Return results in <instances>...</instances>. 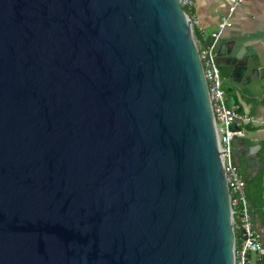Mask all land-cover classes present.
I'll use <instances>...</instances> for the list:
<instances>
[{
	"label": "water",
	"instance_id": "1",
	"mask_svg": "<svg viewBox=\"0 0 264 264\" xmlns=\"http://www.w3.org/2000/svg\"><path fill=\"white\" fill-rule=\"evenodd\" d=\"M215 50L261 83L249 46ZM234 240L179 0H0V264H234Z\"/></svg>",
	"mask_w": 264,
	"mask_h": 264
},
{
	"label": "crops",
	"instance_id": "2",
	"mask_svg": "<svg viewBox=\"0 0 264 264\" xmlns=\"http://www.w3.org/2000/svg\"><path fill=\"white\" fill-rule=\"evenodd\" d=\"M189 10L190 16L200 21L197 29L199 37H196L200 45L210 41L214 34H219V38L249 46L258 63L261 83L251 84V89L244 86L243 90L233 75L223 77L222 84L227 104L257 119L256 123L240 125L244 134L235 138L233 144L236 165L241 174L249 179L248 197L252 203L253 200L262 202L256 215L257 227H261L264 224V219H261L264 181L251 172L260 168L264 177V0H242L231 15L228 0H194ZM224 19H228L231 25L221 28Z\"/></svg>",
	"mask_w": 264,
	"mask_h": 264
},
{
	"label": "built area",
	"instance_id": "3",
	"mask_svg": "<svg viewBox=\"0 0 264 264\" xmlns=\"http://www.w3.org/2000/svg\"><path fill=\"white\" fill-rule=\"evenodd\" d=\"M228 1L229 14L231 15L242 0ZM179 2L184 8H189L194 4V0H179ZM230 25V21L224 19L221 28ZM199 26V19L191 17V27L194 35ZM218 39L219 34H214V37L204 45H200L197 39L196 41L207 81L228 186L232 225L235 234L234 264H264V224L257 227L256 215H258V209L248 197L247 182L236 165L233 150L234 139L244 134L240 125L249 122L256 123L257 119L254 116L244 115L227 104L222 84L223 77L215 50ZM261 219H264V210Z\"/></svg>",
	"mask_w": 264,
	"mask_h": 264
},
{
	"label": "trees",
	"instance_id": "4",
	"mask_svg": "<svg viewBox=\"0 0 264 264\" xmlns=\"http://www.w3.org/2000/svg\"><path fill=\"white\" fill-rule=\"evenodd\" d=\"M185 10L189 13V15H190V10H189V8H186L185 7ZM196 37L198 38L199 37V35H198V33H197V31H196ZM263 193V192H262ZM248 195H250V192H248L247 193ZM253 204L257 207V209L259 210L260 209V207H261V204H262V202H261V200L259 201V202H256L255 200H253Z\"/></svg>",
	"mask_w": 264,
	"mask_h": 264
}]
</instances>
